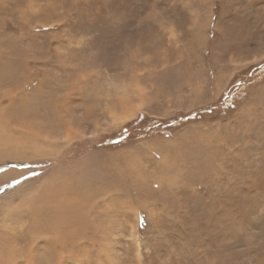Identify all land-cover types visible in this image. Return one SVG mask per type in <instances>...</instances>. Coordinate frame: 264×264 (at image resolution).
I'll use <instances>...</instances> for the list:
<instances>
[{"label": "rangeland", "instance_id": "374dc122", "mask_svg": "<svg viewBox=\"0 0 264 264\" xmlns=\"http://www.w3.org/2000/svg\"><path fill=\"white\" fill-rule=\"evenodd\" d=\"M0 264H264V0H0Z\"/></svg>", "mask_w": 264, "mask_h": 264}]
</instances>
